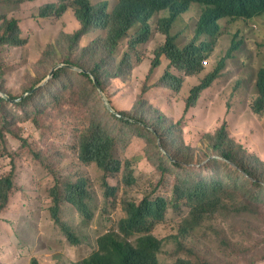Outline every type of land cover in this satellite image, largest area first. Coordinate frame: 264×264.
<instances>
[{"label":"rangeland","instance_id":"374dc122","mask_svg":"<svg viewBox=\"0 0 264 264\" xmlns=\"http://www.w3.org/2000/svg\"><path fill=\"white\" fill-rule=\"evenodd\" d=\"M17 1L0 0V30L6 17L17 18L19 26L10 37L11 42L0 41V176L14 169L16 184L12 194L16 201L9 210L13 222L1 229L0 238L7 235L11 239L13 236L8 233L12 232L17 239L11 245L23 247L26 256L18 259L0 252V264H33L35 255H42L46 264L79 262L97 249L102 234L118 229L128 201L139 202L146 196H163L171 203L165 221L155 230L164 242L162 263L175 264L186 258L194 264H264V186L256 199L264 176L255 183L240 162L242 158L250 168L264 169L258 166L259 157L249 152L264 157V117L252 108L257 71L264 66V16L259 23L229 18L220 21L216 47L205 57L210 66L195 76L202 82L219 66L223 68L221 75L200 103L187 109L191 92L175 91L167 81L165 93L158 89L150 95L157 105L148 104L149 84L157 82L163 73L162 69L156 72L159 66L146 79L139 74L142 81L136 76L142 65H137L131 74L138 59L154 60L162 37L158 28L167 12L162 11L150 20L152 37L138 51L129 50V36L112 53L106 43L109 33L101 28L91 29L73 44L68 35L75 34L80 23L70 7L72 0ZM118 1L94 0L99 6L108 4L110 11ZM189 7L172 29L180 46L196 39L202 6L193 3ZM44 12L48 15L42 16ZM17 39L20 44L12 43ZM211 40L203 36L197 44L206 46ZM127 50L130 59L123 62ZM162 59L167 60L164 55ZM67 60H73L77 66H62L68 64ZM54 68V73L66 70L46 82ZM79 68L88 70L90 77ZM93 70L104 93L94 83ZM112 82L125 86V93L136 95L134 109L114 100L110 94ZM41 83L44 86L26 100L28 90ZM20 97L22 101H13ZM106 99L112 100L118 109L128 110L127 114L145 120L159 135L142 124L120 120L110 111ZM225 121L235 140L243 142L236 140V164L219 156L206 137ZM96 126L116 141L114 155L123 162L118 174L106 177L96 163H84L79 158L83 134ZM193 134L199 135L200 141L192 138ZM172 157L179 158L180 166L172 163ZM127 159L133 162L128 170L134 173V185L123 180ZM79 179L85 181L91 195L90 219L82 217L65 199L67 184ZM106 179L116 187L110 196L106 194ZM198 179L222 180L227 188L218 205L196 212L198 222L184 239L179 227L190 208L185 200L179 207L173 201L178 186H189ZM57 183L64 196L63 218L77 230L79 244H72L51 216V190ZM22 185L26 186V209L18 203ZM21 235L28 237L26 244H22Z\"/></svg>","mask_w":264,"mask_h":264},{"label":"trees","instance_id":"16d2710c","mask_svg":"<svg viewBox=\"0 0 264 264\" xmlns=\"http://www.w3.org/2000/svg\"><path fill=\"white\" fill-rule=\"evenodd\" d=\"M18 0L17 2H19ZM193 3L202 6L201 17L198 21L196 32L197 39L202 35L216 36L220 29L219 21L223 18L238 20V18L251 16L257 12L264 10V0H119L115 9L109 10L108 4L99 6L94 0H72L70 7L74 9L75 16L80 22V28L71 36L73 43L90 31L93 28H101L107 30L110 35L108 41L111 42L112 50L122 43V41L131 36L128 44L135 48L147 43L152 37V25L150 20L156 13L165 11L168 14L160 21L158 31L162 33V37L158 46L155 49V58L153 61L145 60L146 69L152 73L155 68L161 64L162 54H166L171 60H174L187 73H197L201 69L202 54L201 50L204 46L199 47L194 41L180 46L177 42V35L172 32L174 24L182 13L188 10ZM50 3L49 5H52ZM264 12V11H263ZM48 12H44L42 16H47ZM54 16H58L57 14ZM19 29L18 21L15 18H4L2 28L0 30V41L2 43L11 42L10 37L15 35ZM10 32V36L7 33ZM219 36V35H218ZM216 36V39L218 38ZM20 40L17 39L12 43L18 45ZM125 62V57L123 58ZM140 61V60H139ZM67 63L71 61L67 60ZM66 68L59 69L55 72V76L65 71ZM171 78L178 79L174 75L166 72ZM221 74H210L203 82L192 88L190 97L186 102V108H190L198 101L203 91L212 85V83ZM99 80V78L97 77ZM164 80V76H163ZM176 91H180L181 87L172 86ZM254 101L252 108L255 113L264 117V67L257 74V79L254 84ZM31 99V94L26 97V100ZM141 121V119H140ZM127 122H131L127 121ZM206 137L216 146L224 151V155L228 157L234 164L235 158L239 157V152L236 147V140L228 130L227 124L224 122L214 134H206ZM240 148H243L240 145ZM109 150V145L105 144L81 158L84 161L96 159L97 161L106 155ZM240 162L244 172L248 176H252L255 183L259 181L261 175L257 169H252L247 166L244 159L240 158ZM120 165L110 169L111 172L117 171ZM14 180L11 175L0 177V210L7 208L12 200V189ZM79 183H71L72 186L82 187ZM264 184L257 193L256 199L259 198V193L262 192ZM54 187L52 188V190ZM51 190V191H52ZM58 194L54 196V205ZM255 199V200H256ZM145 200V199H144ZM16 198L13 200V205ZM19 201V200H18ZM129 213L128 217L122 222V230L130 234L135 231L148 230L151 217L161 215L163 202L157 203L144 202L140 206H136L135 202H128L125 207ZM251 209L247 208V211ZM0 222L9 224L13 222L10 217H0ZM21 237V236H20ZM6 246L5 238H0V247ZM100 252L93 256H88L81 261V264H157L155 253L159 248V243L153 237L141 238L136 247L130 243L121 240L116 235H107L101 239Z\"/></svg>","mask_w":264,"mask_h":264},{"label":"clouds","instance_id":"9594fccd","mask_svg":"<svg viewBox=\"0 0 264 264\" xmlns=\"http://www.w3.org/2000/svg\"><path fill=\"white\" fill-rule=\"evenodd\" d=\"M189 10H190V7L188 8L187 11H189ZM187 11L182 13L181 16L183 14H185ZM263 11L264 10H262L260 12H257L255 14L251 15V16L244 15L243 17H240L238 19L252 20V21H256V22L259 23V22H261V20H262V18L264 16V12ZM158 13H160V12H158ZM158 13H156V14H158ZM201 13H202V11H201ZM200 17H201V15H200ZM15 19L17 20V18H15ZM220 21H219V24H220ZM219 33H220V29H219V32H218V34L216 36H218ZM86 34H84L82 37H84ZM109 35H110V33H109ZM203 36H207V35H202L200 37H203ZM216 36H214V37L208 36L212 40L210 42H208L207 45L204 46V48L201 50V54H202V60H201L202 62H201V67H200L201 70L199 72H197V73H193L192 72V73L189 74V73H187V71L185 69L181 68L179 64L174 62V60H171L166 54L160 55L161 56V64L158 67V69L156 70V72L159 69H162L163 73L158 78L157 82H155L153 84H149L150 87H151L150 90H149V93L147 95V101H148L149 105L150 104H152L154 106L157 105L154 102V99H152L150 95L153 92L157 91L158 89H162V93H165V91H166L165 87H167L166 84H165L166 83L165 81H167L169 83L171 88H172V86L178 85V86L181 87V90H189L190 92H191L192 88L195 87V86H192L194 83H197V85H199V84H201L203 82V81L199 82L195 75L200 73V72H202L203 68H208L210 66L209 60L206 59L205 57H206V55H209V54H211L214 51V49L216 47V41H217ZM82 37H80L77 40V42H79ZM197 40H199V39H197V32H196V39L194 40V42L196 44H197ZM77 42L75 44H77ZM106 43L109 44L108 49L112 53L117 52L120 49V47H121V44L119 43L118 46L112 50V46L110 45L111 42L107 40ZM197 45L199 47L203 46L202 44H197ZM138 47L139 46L137 44H135V48H132V47H130V44H128L129 50H132V51H138ZM129 55H130L129 51L128 50L125 51V56L124 57H125L126 61H129V59H130ZM163 55L167 58V60L162 59ZM139 60L140 59H138V62L133 65L132 70H131V74L134 72V68L135 67L137 68V65H142L143 68L141 69V71L139 73L136 74L137 78H139V80L142 81V77H140L139 74H144L145 79L150 74L153 76V74H154L153 72L154 71L152 73H149L147 71V69H146V64L144 62L147 59H145L143 61H139ZM169 60H170V62H169ZM203 62H204V64H202ZM71 64L77 66V64L74 63L73 60H71V62L68 63V64H63L62 66H68L70 68H73V66ZM262 67H264V66H262ZM262 67H260L258 69V71ZM176 69H177V71H176ZM222 69L223 68L221 66H219V68H217L213 72V74H221ZM79 70L84 72L85 75H88L90 77L89 74H91V73L88 70L80 69V68H79ZM52 71H53V69H52ZM52 71H51L50 75L47 77L46 82H48L51 78H53L55 76V73L52 72ZM258 71H257V74H258ZM93 72L96 73L95 70H93ZM166 72H169V74L174 75L178 79L171 78L170 75H166ZM163 76H164V80H162ZM97 77L99 78L98 74L96 73V77L93 78L94 83H95L96 87L100 90V92L104 93L105 89L102 88L101 80H100V78L98 80ZM185 80H187V81H185ZM188 81L191 82V85H189V87H187ZM45 83L38 84V85L34 86L33 88L29 89L28 93H27V96L31 94V98H32L34 96L33 93L38 91V90H40L44 86ZM184 86H186V87L184 88ZM212 87L213 86L211 85V86L207 87L206 89H208L210 91L212 89ZM110 88H113V90L110 91V94H112L114 96V100L116 102H120L123 106H126L127 109H130V108L134 109V107L136 105V100H137V97H136V95L134 93H125L124 90H125L126 87L121 85V84H118L116 82H112V85H111ZM172 89H174V88H172ZM21 99H22V97L17 98V99H15L13 101H20ZM106 103H107L108 108L110 109V111L115 116H117L120 120H122V121H124L126 123H129L127 121L131 120V122L129 124H135V125H141L142 124L143 126H147L152 133H155L156 135H159L157 130L155 128L151 127L150 125H148L145 120H142L138 116H133V115L127 114L126 111H128V110H126V109H118L113 104L112 100L106 99ZM227 111H229V110L227 109ZM140 119H141V121H140ZM225 123L227 124L228 129H229L228 122L225 121ZM195 130L196 131H200L199 129H195ZM143 135H146V133L143 132ZM192 138H195L196 140L200 141V136L197 135V134L196 135L193 134ZM236 140L238 142H242L238 138H236ZM208 141L211 142L209 139H208ZM105 144L109 145V150L106 152V155L104 157H101L100 160L97 161L96 159H93V160H89V161H84L81 158L82 156L87 155L88 152L93 151L94 149H97V148H99V147H101V146H103ZM115 145H116L115 139L113 137H110L109 135H107L105 132H103L100 126L93 127L91 129H89L88 132L84 133L82 138H81V142H80V146H79V149H80L79 158L84 163H96L97 166L101 170L104 171L106 177L110 176V175H113V174H118V173H120L122 171L123 162H120L119 159L116 158L115 155H114ZM210 146L219 156L224 158L226 161L232 162V161H230L228 159V157H226L224 155L225 153L220 147L216 146L213 143L210 144ZM240 149H241L242 152H244L246 154V151H244L243 148H240ZM249 152L254 153L257 157H259L258 166H264V157L262 155H260L258 153H255L253 151H249ZM170 159H171L173 164L180 166L181 161L179 160L178 157H172ZM130 163H133L132 160H130V159H127L126 162H125L124 171L127 174L123 177L124 178L123 180H124V182L127 185H134L136 183V178L134 176V173H132V172H130L128 170V166H129ZM118 165H120V167H119V169L117 171H113V172L110 171V169H112L113 167L118 166ZM257 170H258V173L260 175L264 176V169L263 170L257 169ZM8 175H11L13 180H14V169L9 174L4 175V176H0V177H5V176H8ZM79 182L83 183V184H80L82 187H77V186L70 185L71 183H79ZM263 184H264V181H261V183H259L258 191L260 190V188L262 187ZM105 187H106V194L108 196L112 195V193H114V190L116 189V187L112 186L107 181V179L105 181ZM15 188H16V184H15V181H14L13 189L11 191L12 194H13ZM25 188H26L25 185H22L19 188V194H18L19 195V202L18 203H19V206H20L21 209H26V202L27 201L25 199ZM66 188H67V192H66L65 199L73 207H75L77 209L78 213L82 217H84L86 219H90L92 217V210L90 209L91 195H90V192L88 191V189L86 188L85 181L83 179H79L76 182H70V183L67 184ZM226 188H227L226 183L223 182L222 180H211V181H209V180H205V179H198L194 183H192L191 185L186 186V187H181V186L177 187V189H176V195L177 196H176L175 200L173 201V205L175 207H179L181 201L185 200L187 205L190 208L189 215L183 220V222L180 224V227H179V234L184 239L186 238L187 235H189L190 227L194 226L198 222L197 219L195 218L196 212L198 210L208 211L209 205H218L220 203V197L222 195V191L226 190ZM55 194H58V196H57V199H56V202H55L54 210L52 211L51 207L54 205V196H55ZM51 195H52V198H53V204L50 207V212H51V216H52L53 220L55 221L57 226L61 229V231L65 234L67 239L72 244H74V245L79 244L80 241H81V238H80L77 230L67 220H65L63 218V215H62L64 196H63V193H62V187H61V185L59 183H57L54 186V189L51 191ZM11 198H12V200H11L10 204L8 205V207L0 210V217H9V210L13 206V200L15 199V197L12 196ZM158 201H162L163 202V209L161 211V215L158 216V217H154V218L151 217L148 230L135 231V232H132L130 234L125 233L122 230V222L129 215V213L125 209V215L120 219L119 224H118V229L111 230V231H108V232L102 234L98 238V247H97V249L95 251H93L90 255L93 256L96 253L100 252L101 239L104 236H107V235H116L121 240L130 243L134 247L137 246V244H138V242H139V240L141 238L150 236V237H153L154 239H156L158 241V243H159V248H158V250L155 253L157 264H164V263L161 262V258H160V253L163 250L164 242H163L162 239H160L155 234V230L157 229V227L160 224H162L165 221L166 216H167V212H168V210L170 208L171 203L169 202L168 199H166L163 196H158V197H155V198H153L152 196H146L139 202H136V201H128V202H135L136 206L138 207V206L142 205L144 202L157 203ZM6 227H10V225L9 224H3V223L0 222V231H1V229H4ZM8 234L12 235L13 238L10 239V238H8L7 235L5 237H3V238H5L6 246L4 248L0 247V252L4 253L6 255H14L18 259H21V258L25 257L26 256V250L23 247H20V245L19 246H12L11 245V242L13 241V239H17V236L13 235L12 232H9ZM20 238L23 240L22 244H26L25 242H28V237L27 236L21 235ZM90 255H88V256H90ZM42 258H43L42 255H35V258H33V264H46L43 261ZM81 261L76 262L74 264H81ZM175 264H194V263L191 260H189V259L180 258V259H178L176 261Z\"/></svg>","mask_w":264,"mask_h":264},{"label":"crops","instance_id":"0c3cea01","mask_svg":"<svg viewBox=\"0 0 264 264\" xmlns=\"http://www.w3.org/2000/svg\"><path fill=\"white\" fill-rule=\"evenodd\" d=\"M185 81H187V80H185ZM196 85H197V83H194L192 86H196ZM185 87H186V86H184V88H185ZM182 88H183V87H182ZM208 91H209L208 89H205V90L203 91V93L201 94V96H200V98L198 99V101L195 102V105L197 104V102L200 103L202 97H203ZM195 105H193L192 107H194ZM192 107H191V108H192Z\"/></svg>","mask_w":264,"mask_h":264},{"label":"water","instance_id":"95a60500","mask_svg":"<svg viewBox=\"0 0 264 264\" xmlns=\"http://www.w3.org/2000/svg\"><path fill=\"white\" fill-rule=\"evenodd\" d=\"M55 70H56V68H54L52 72H54Z\"/></svg>","mask_w":264,"mask_h":264}]
</instances>
